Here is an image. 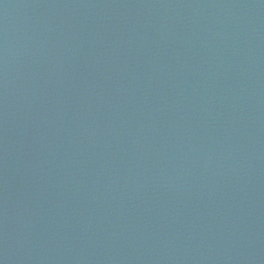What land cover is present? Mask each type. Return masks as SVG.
Listing matches in <instances>:
<instances>
[{"label": "water", "instance_id": "water-1", "mask_svg": "<svg viewBox=\"0 0 264 264\" xmlns=\"http://www.w3.org/2000/svg\"><path fill=\"white\" fill-rule=\"evenodd\" d=\"M0 264H264V0H0Z\"/></svg>", "mask_w": 264, "mask_h": 264}]
</instances>
